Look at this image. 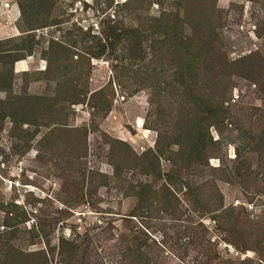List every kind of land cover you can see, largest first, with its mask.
Wrapping results in <instances>:
<instances>
[{
	"label": "rangeland",
	"instance_id": "rangeland-1",
	"mask_svg": "<svg viewBox=\"0 0 264 264\" xmlns=\"http://www.w3.org/2000/svg\"><path fill=\"white\" fill-rule=\"evenodd\" d=\"M0 16V264H264V0Z\"/></svg>",
	"mask_w": 264,
	"mask_h": 264
},
{
	"label": "crops",
	"instance_id": "crops-1",
	"mask_svg": "<svg viewBox=\"0 0 264 264\" xmlns=\"http://www.w3.org/2000/svg\"><path fill=\"white\" fill-rule=\"evenodd\" d=\"M8 12H9V10H8ZM10 15L11 16H9V18L12 20V23L14 24V22L17 20V18H18V16H17V12H14L13 11V8H12V10H10ZM13 17V18H12ZM0 22H1V16H0ZM13 28H15V29H17L16 27H12L11 26V24H3L2 22H1V24H0V33H4L6 36H8V37H11V36H14L15 34H13V33H15L14 32V30H13Z\"/></svg>",
	"mask_w": 264,
	"mask_h": 264
},
{
	"label": "trees",
	"instance_id": "trees-1",
	"mask_svg": "<svg viewBox=\"0 0 264 264\" xmlns=\"http://www.w3.org/2000/svg\"><path fill=\"white\" fill-rule=\"evenodd\" d=\"M186 64H187V67H190L192 69L193 64H194V58L192 60L187 61Z\"/></svg>",
	"mask_w": 264,
	"mask_h": 264
}]
</instances>
